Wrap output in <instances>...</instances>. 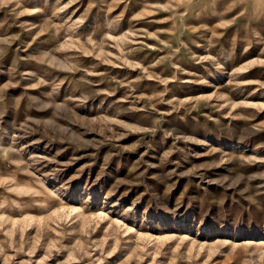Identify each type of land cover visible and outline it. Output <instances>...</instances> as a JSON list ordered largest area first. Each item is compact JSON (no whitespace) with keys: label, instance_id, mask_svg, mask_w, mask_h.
<instances>
[{"label":"rangeland","instance_id":"1","mask_svg":"<svg viewBox=\"0 0 264 264\" xmlns=\"http://www.w3.org/2000/svg\"><path fill=\"white\" fill-rule=\"evenodd\" d=\"M0 264H264V0H0Z\"/></svg>","mask_w":264,"mask_h":264}]
</instances>
